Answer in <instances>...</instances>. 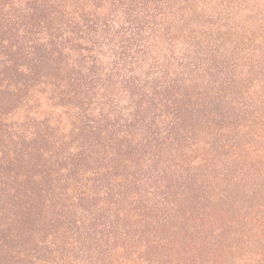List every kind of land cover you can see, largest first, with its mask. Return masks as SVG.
I'll return each instance as SVG.
<instances>
[{
	"label": "trees",
	"instance_id": "16d2710c",
	"mask_svg": "<svg viewBox=\"0 0 264 264\" xmlns=\"http://www.w3.org/2000/svg\"><path fill=\"white\" fill-rule=\"evenodd\" d=\"M0 264H264V0H0Z\"/></svg>",
	"mask_w": 264,
	"mask_h": 264
}]
</instances>
